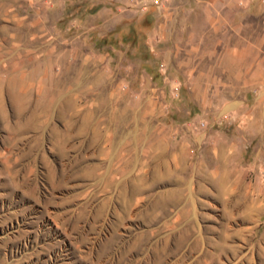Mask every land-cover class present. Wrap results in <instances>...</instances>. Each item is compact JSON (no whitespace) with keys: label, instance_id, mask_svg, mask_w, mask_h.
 I'll use <instances>...</instances> for the list:
<instances>
[{"label":"rangeland","instance_id":"374dc122","mask_svg":"<svg viewBox=\"0 0 264 264\" xmlns=\"http://www.w3.org/2000/svg\"><path fill=\"white\" fill-rule=\"evenodd\" d=\"M0 264H264V0H0Z\"/></svg>","mask_w":264,"mask_h":264}]
</instances>
